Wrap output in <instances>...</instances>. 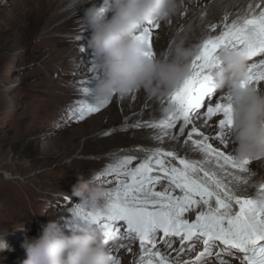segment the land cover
Instances as JSON below:
<instances>
[{"label": "snow or ice", "instance_id": "6c2138e0", "mask_svg": "<svg viewBox=\"0 0 264 264\" xmlns=\"http://www.w3.org/2000/svg\"><path fill=\"white\" fill-rule=\"evenodd\" d=\"M160 27V22L149 21L137 35L150 50L144 55L157 54L154 34ZM210 28L219 34L202 41L190 75L167 96L166 116L148 127L159 129L157 140H176L171 130L177 122L183 135L186 126L206 108L205 123L218 118L214 139L225 151L214 147L209 137L193 126L185 143L191 141L203 159L189 160L174 151L155 148L133 166L137 157L124 155L104 168L101 183L112 186L90 201L89 208L73 202L67 205L69 229H100L113 264H121L116 254L121 249L127 247L131 252L125 242L132 241H138L140 249L135 264H181L182 255L194 251L198 243L203 250L183 264H264V182L259 183L256 195L241 194L251 186L254 174L249 166L253 160L236 158L227 134L232 125L230 106L223 97L212 99V89L206 85V70L217 62V50L228 47L247 58L248 84L264 88V0L249 4L247 11L234 19L225 15L219 28L215 23ZM83 91L87 95V88ZM77 105L70 109L77 122L102 106L87 101ZM177 238L180 247L173 249Z\"/></svg>", "mask_w": 264, "mask_h": 264}, {"label": "rangeland", "instance_id": "374dc122", "mask_svg": "<svg viewBox=\"0 0 264 264\" xmlns=\"http://www.w3.org/2000/svg\"><path fill=\"white\" fill-rule=\"evenodd\" d=\"M63 1L67 0H0V234L8 229L4 239L11 249L0 251V264H20L25 258L22 243L39 236L49 219H57L67 234L68 203L90 207L73 195V186L78 180L101 176L109 164L70 165L72 158L90 161L103 154L77 156L83 137L75 152L61 154L64 146L72 145L69 139L75 130L97 114L77 122L70 109L78 101L94 104L95 87L102 78V71L92 67L91 34L75 35L78 25L53 28L72 16L68 12L54 18ZM217 65L206 70L207 77ZM217 97L218 93H211L212 99ZM252 163L257 165V160ZM110 186L98 182L94 187ZM126 250L116 254L120 257Z\"/></svg>", "mask_w": 264, "mask_h": 264}, {"label": "clouds", "instance_id": "9594fccd", "mask_svg": "<svg viewBox=\"0 0 264 264\" xmlns=\"http://www.w3.org/2000/svg\"><path fill=\"white\" fill-rule=\"evenodd\" d=\"M83 4L89 5L81 20L91 30L92 67L103 76L95 87L97 105L141 90L149 97L169 96L190 75L200 45H189L185 31L176 32L170 48L159 55H144L150 50L136 38L149 21L165 22L177 14L180 0H70L69 7L76 10ZM216 63L223 65L217 87L226 88L222 97L231 109L227 134L234 154L240 160L264 159V88L248 84L247 58L236 50L222 48ZM102 193L86 181L73 186V195L83 204ZM7 231L0 234V251H11L4 239ZM21 247L25 258L20 264H113L100 229L66 234L57 219H49L39 236L26 238Z\"/></svg>", "mask_w": 264, "mask_h": 264}, {"label": "bare ground", "instance_id": "6f19581e", "mask_svg": "<svg viewBox=\"0 0 264 264\" xmlns=\"http://www.w3.org/2000/svg\"><path fill=\"white\" fill-rule=\"evenodd\" d=\"M259 2H261V0H180V9L177 14L165 22H160L161 27L158 32L154 34V51L158 55L164 53L170 48L174 34L181 30L187 33L189 45H200L202 40L209 35L219 34L218 31L213 32L210 28L211 24L215 23L219 28L220 22L225 15H227L230 20L234 19L236 15H243L247 11L249 4L255 5ZM69 3L70 0L60 2L59 4L63 6V9L59 13L55 12L54 18L63 17L68 12H72V16L68 19L63 18L59 23L57 22L53 28L63 29L78 25L75 35L91 34L89 25L83 23L81 20L83 9L89 5H78L77 9L74 10L69 7ZM220 51L221 49H218L216 52L218 61L220 59ZM248 63L249 62L247 61V64ZM222 67L223 65L218 63L215 71L206 81L207 87L212 89V95L218 93L217 99L221 98L226 91V88L217 87V73ZM95 97L96 96L93 98L94 104L96 103ZM113 99L117 102H112ZM166 101L167 96L159 98L149 97L143 90L126 98L113 97L108 102L107 106L101 108L95 116H92L75 130L70 136V139L68 138L69 142H72V145L69 147L64 146L61 154L67 155L75 152V149L79 144L78 139L83 137L81 148L78 152L76 151L77 156L86 153H90L94 156H97L95 154H103H101L99 158L90 161H79L72 158L70 160V165L72 166L78 164L83 167H88L95 165L93 163L94 161L113 163L124 155L137 157V159L133 161L134 166L155 148H161L164 151H174L180 157L199 161L203 159L202 154L198 149L193 147L191 142L185 143L184 141L185 139H188L187 133L191 131L193 126L197 128L198 132L208 136L209 143H212L214 147H218L219 150L225 151L224 145L214 139L215 134L218 131V118L213 117L210 121L205 123L206 117L203 114L204 112L198 119L193 121L192 125L186 126L183 135L179 132L180 122L178 121L177 127L171 130V133L177 136L176 140H171L168 137H163L162 140H157L156 137L161 135L159 129L150 128L148 127V124L163 119L166 116V108L168 107ZM104 128H106V130ZM128 132H133V135H129ZM105 133H108V135H104ZM228 137L231 140L230 134H228ZM196 138L197 137L194 135L193 139ZM133 145H140L141 147L133 148ZM232 146L234 148V145ZM113 147L120 149L115 152H109ZM249 167L251 173L254 174L252 176V183L251 186L241 194H251L254 196L256 195V189L258 188L259 183L264 182V159L257 160V165L251 163ZM102 179L101 176H93L86 180V182L89 186L94 187L98 182H101ZM164 183H166V181ZM125 243L131 247V252L126 250L119 257L121 264H135L140 255L139 242L134 241L131 244H128V242ZM158 245H161L160 249L165 251L162 244ZM179 247L180 243L177 238L173 243V249H178ZM202 250V244L198 243L194 251L184 256H186V259H194ZM216 251H218V249H216ZM174 253L175 252H172V255Z\"/></svg>", "mask_w": 264, "mask_h": 264}]
</instances>
